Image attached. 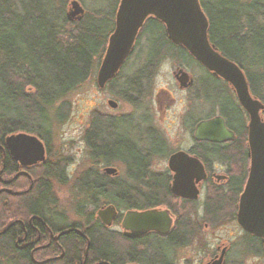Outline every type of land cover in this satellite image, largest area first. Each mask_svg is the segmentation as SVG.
Wrapping results in <instances>:
<instances>
[{"label": "trees", "instance_id": "obj_1", "mask_svg": "<svg viewBox=\"0 0 264 264\" xmlns=\"http://www.w3.org/2000/svg\"><path fill=\"white\" fill-rule=\"evenodd\" d=\"M70 1L0 0V131L34 134L42 139L49 152L52 122L61 123L70 113L71 103L65 97L92 76L114 27L113 5H98L94 1L79 20L73 21L66 17ZM200 3L207 16L209 43L242 69L251 94L264 103V0H200ZM139 39L136 47L146 46L150 58L157 51L181 50L169 43L163 26L155 20L145 21ZM147 67L154 73L153 62ZM152 75L149 73V78ZM206 80L209 86L207 98L211 104L206 116L217 110L227 122L232 121L237 138L228 144V149L201 143L202 149L216 154H222L224 150L227 153H239L240 149L244 152L243 113L231 104L225 82L211 76ZM127 86L122 90L133 93L134 87ZM121 98L132 104L130 97L122 95ZM132 133L138 134L131 124L123 128L116 125L112 131L105 127L95 130L92 121L85 130L90 167L75 179L74 190L80 198L75 213L95 224L87 231V260L120 264L134 256L129 240L120 233L106 231L94 217V210L99 205L112 204L127 210L171 204L164 182L155 178L150 166L156 155H164L161 151L166 145L164 139L148 126L144 137L136 138ZM97 157L118 160L123 166V175L103 176L94 168ZM65 164L59 159L51 160L49 153L48 163L33 170V187L26 193L29 196L18 197L23 210L38 212L47 194L53 210L56 200L51 183L52 180L62 184L67 181ZM231 202L230 196L214 194L205 205L204 220L209 225L217 222L219 215L229 210ZM174 226L166 240L179 243L186 232L178 230L177 222ZM12 235L8 232L0 235V247L13 249ZM61 240L63 243L78 242L80 252L83 251V238L66 235ZM73 253L71 256L78 259V250L73 249ZM21 254L25 253L22 251ZM68 257L66 250L63 258L54 262L66 264Z\"/></svg>", "mask_w": 264, "mask_h": 264}, {"label": "flooded vegetation", "instance_id": "obj_2", "mask_svg": "<svg viewBox=\"0 0 264 264\" xmlns=\"http://www.w3.org/2000/svg\"><path fill=\"white\" fill-rule=\"evenodd\" d=\"M116 2V8L114 9L115 4L111 7V9H114V27L110 36L113 35L117 27L115 26V22L121 0H116ZM198 3L207 22V16L203 11L200 0H198ZM148 19L158 21L163 26V30L169 43L175 45L176 47L178 46L181 50L157 51L150 58V51L137 48L136 42L138 41L137 39L140 38V31L145 21ZM206 28V37H208V22ZM139 41H141V39H139ZM107 45L108 42L102 57L106 51ZM209 45L213 46L210 43ZM135 51L137 53L135 55V61L132 63L136 64L140 61V65L133 66L130 72L124 74L121 78V83H119V85L122 84L121 87H128L127 84L131 85L132 88L134 87V92L130 93L129 91H121V95H125L128 98L130 97L132 104H138L141 98H145L144 91L151 82L152 77L149 78V73H155L151 72V67L147 66L152 62L154 63V66L165 60L171 62L173 65L171 73L177 85V89L179 91L186 92L189 96L188 106L181 115L179 122L180 130L186 135H189L190 142L186 146L171 148L165 137L162 136L153 125L152 117L148 114L145 115L142 113L139 116V120H136V122L133 120V117H130L131 115L128 114H121L119 116L106 114L103 115L101 119L98 118V115L94 114L92 116L91 121L95 130H98L100 127H105L106 129L112 131L116 125L123 128L130 127L131 124L138 132L137 138H139L144 137L145 129L148 126L158 135L162 136L164 143L166 144L161 150L164 152V155H156L154 157V163H156V161L165 160V166L162 168H156L152 162L150 163V166L154 171L155 178L164 182L167 199L171 201V204L156 205L143 209H127L166 210L170 217V227L166 233H159L157 231L150 230L139 236L128 237L124 235V230L121 226V220L124 213L127 211L126 209L121 210L113 205L116 209V215L109 225L103 224L97 216V210L109 204H101L94 210V217L100 222L106 231L120 233L124 239L129 240L131 243V249L134 252L133 258H128L120 264H178L180 262L175 255L177 247L183 245L185 246L192 242L194 237L199 234L202 228L212 226L215 227L227 222L234 223V225L239 229L238 235L233 238L234 240L218 245L204 264H211L219 258V264H227L228 262L232 264H242L240 257H246L249 255L251 257H256V259L264 257L263 219L260 217L259 224L253 222L248 227L242 226L238 221L240 202L242 200L250 173L251 156L248 149V113L240 104L233 87L229 82L209 71L196 55L188 51L182 45L175 43L168 31L167 22L153 13H148L144 17L133 36L132 49L121 62L117 72L105 82L103 87L113 83L117 78H119L120 74H122L121 70L128 63H130L129 59ZM100 62L97 67V71L100 66ZM193 69H195L196 74L193 73ZM182 73H184L186 77L183 78L184 82L181 84L178 78L182 76ZM209 76L226 83L229 88L228 92L231 96L229 97L231 104L235 107V109L237 108L239 113H243L242 116L245 122L243 124L246 127L244 152H242L241 149L239 150V153L236 151L227 153L224 150L222 154H216L202 149L201 143L216 144L218 147L226 149L229 147L228 144L235 141L237 138V133H235L233 129L232 121L227 122L226 117L217 113V110L213 113V115L206 116L211 110V104L209 103V98H207L209 95V86L206 79ZM161 93L164 99L166 98L171 102L175 100L169 91L162 89ZM248 93L251 99L260 101L251 94L249 87ZM158 94L160 93L157 92L156 97L159 98ZM224 95L226 96V94ZM108 100L106 102L109 105ZM157 101L159 102L158 99ZM262 104L263 108L259 110V116L260 119L264 121V117H262V113L264 112V103ZM109 107L114 109L117 107V104L116 106L109 105ZM203 111H205V113L201 114ZM214 116H220L223 119L224 126L231 131L232 137L220 142L197 140L194 137L196 124L201 120L209 119ZM241 124L242 120L240 118V126ZM132 135L134 137L137 133H132ZM28 136H35L41 142L42 146L40 147L37 142L30 139ZM138 142L140 144V141ZM96 147L97 144L95 143L94 148L96 149ZM209 147L210 146L207 145V148ZM178 151H182L190 157H195L200 162L205 174L204 178H201L196 182L193 178L194 185L198 190L197 198L195 199L179 196L171 190L174 180V171L169 168L168 160L172 154ZM40 157H42V159H39ZM48 161V147L44 144L42 139L36 135L24 131H15L10 133L0 131V235L7 232L12 233L13 235L11 236V239L14 247L13 249L0 247V264H56L54 261H58V259L63 258L66 250L69 256L66 260V264H111L107 261L101 260H87L89 245L87 231L90 230L91 227L95 226L93 221H89L87 218H83L81 214H77L75 212L76 218L72 221H67L66 216L63 215L62 212L51 210L48 194L45 196L43 202H41L38 212L32 213L21 208L22 205L19 204L18 197L22 194L25 195L33 187V170L41 168L43 165L48 163ZM120 166H122V164L116 159L104 160L99 157L96 158V162L94 163L95 169H97L103 176L110 178L115 177L113 175L117 174V169ZM109 167L116 169V171L114 173L105 172V169ZM179 184V187L182 189V179L179 180ZM143 191L147 192L145 188ZM202 191L204 192L203 199L199 200ZM217 193L224 196H230L232 198V202L229 210L219 215L217 222L215 221L212 225H209L208 222L204 220V209L206 203H209L212 196ZM27 196L29 195L26 194L25 197ZM19 208L20 210H18ZM255 218L258 219L257 215ZM200 221H203V225H201ZM176 222L178 223V230L180 232L185 230L186 233L180 238L181 240L179 243H172L167 241L166 238L170 231L175 227L174 225ZM57 235L58 237H56ZM66 235L74 239L76 236L83 238V251L80 252L81 247L78 242L63 243L61 239ZM73 249L78 250V259L71 256V254H74ZM22 251L25 254H21ZM182 264H184V262H182Z\"/></svg>", "mask_w": 264, "mask_h": 264}, {"label": "water", "instance_id": "obj_3", "mask_svg": "<svg viewBox=\"0 0 264 264\" xmlns=\"http://www.w3.org/2000/svg\"><path fill=\"white\" fill-rule=\"evenodd\" d=\"M83 12L82 5L77 0H71L66 17L68 20L73 18L79 20ZM148 13L165 20L175 43L196 55L214 75L229 82L240 104L248 113V149L251 166L240 202L238 221L244 227L250 226L253 222L259 224L260 217L264 221V121L259 116L263 104L249 96L243 71L238 65L209 45L206 37L207 22L198 0H121L115 22L116 30L108 38V45L97 71V86L103 87L105 82L117 72L121 62L132 49L135 31ZM182 76L178 78L181 84L186 77L184 73ZM108 103L111 106L117 104L111 99ZM28 137L42 146L35 136ZM194 137L197 140L220 142L231 138L232 133L224 126L220 116H214L196 124ZM168 165L174 171L172 192L186 198H197L198 190L193 178L196 182L205 177L200 162L195 157L178 151L169 157ZM115 171L116 169L112 167L105 169L107 173ZM180 179H182V189L179 187ZM115 215L116 209L110 204L97 210V216L105 225H109ZM256 215L258 219L255 218ZM121 226L124 235L128 237L139 236L150 230L166 233L170 227V217L166 210H127L122 217ZM219 261L220 258L211 264H219Z\"/></svg>", "mask_w": 264, "mask_h": 264}, {"label": "rangeland", "instance_id": "obj_4", "mask_svg": "<svg viewBox=\"0 0 264 264\" xmlns=\"http://www.w3.org/2000/svg\"><path fill=\"white\" fill-rule=\"evenodd\" d=\"M78 1L83 7V14L86 10L91 8L94 1H97L98 5H106V3H109V5L112 6L115 4L114 9L117 5L115 0ZM237 1L245 2L247 0ZM69 8L70 5L67 12ZM74 20L76 19L73 18V21ZM142 42L143 40L141 39V43ZM141 49L145 50L146 46L143 48L142 45ZM136 53L135 51L131 55L129 59L130 63L121 70L122 74H120L119 78L103 88H98L96 85V68L88 80L65 97L71 103L70 113L66 120L61 123L56 121L52 122V145L49 153L51 154V160L59 159L65 161V172L67 175V181L63 184L52 180L51 190L56 200L53 210L62 212L63 215L66 216L67 221H72L76 218L74 213L75 205L80 199L79 196L75 194V179L78 178L85 169L90 167L84 134L94 114L98 115L100 119L106 114L111 116L128 114L131 115L130 117H133L135 122L139 120V116L142 113L145 115L148 114L152 117L153 125L157 128L159 133L165 137L171 148L186 146L190 142L189 135H186L180 130L179 122L181 115L188 106L189 96L186 92L177 89V85L171 73L173 69L171 62L165 60L156 64L154 69L155 73L144 91L145 98H141L138 104H130L127 100L121 98V91H123L121 90L122 84L119 85L122 81L121 78L125 73L130 72L133 66L140 65V61L136 64L132 63L135 61ZM192 71L196 74L195 69ZM162 89L169 91L175 100L171 102L166 98L164 99L161 93ZM157 92L160 93L158 94L159 98L156 97ZM223 97H225V95H223ZM108 99L114 100L117 103V107L114 109L110 108L106 102ZM204 113L205 111L201 114ZM262 117H264V112L262 113ZM137 136L138 134L135 137L137 138ZM154 159L155 158L152 160L154 167L162 168L165 166V160L156 161V163H154ZM117 170L118 172L116 175H123L122 166ZM203 194L204 192L202 191L199 200L203 199ZM200 222L201 225H203V221ZM238 232L239 229L233 222H227L215 227L202 228L192 242L188 245L177 247L175 255L177 259H179L180 263L178 264H182V262H184V264H204L218 245L234 240L233 238L238 235ZM240 259L242 264H264V257L256 259V257H251L249 255L240 257ZM227 264L232 263L228 262Z\"/></svg>", "mask_w": 264, "mask_h": 264}]
</instances>
